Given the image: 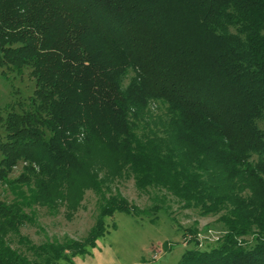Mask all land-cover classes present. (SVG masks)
I'll return each mask as SVG.
<instances>
[{"label":"trees","instance_id":"obj_1","mask_svg":"<svg viewBox=\"0 0 264 264\" xmlns=\"http://www.w3.org/2000/svg\"><path fill=\"white\" fill-rule=\"evenodd\" d=\"M0 69L34 80L27 108H0V179L19 160L38 168L21 202H0V264H71L106 217L161 210L106 196L123 176L219 216L213 244L179 227L192 246L179 264H264V0H0ZM151 100L167 106L161 132L145 126ZM85 188L102 203L84 240L19 235L25 201L54 205Z\"/></svg>","mask_w":264,"mask_h":264},{"label":"rangeland","instance_id":"obj_2","mask_svg":"<svg viewBox=\"0 0 264 264\" xmlns=\"http://www.w3.org/2000/svg\"><path fill=\"white\" fill-rule=\"evenodd\" d=\"M5 73L7 78L2 76L0 69V108L11 107L20 112L22 107L27 108L33 94L34 80L29 76L28 70L22 75L8 71ZM134 76L132 70H127L118 80L119 88L126 90ZM146 103V109H149L152 117L145 120L148 122L145 126H153L154 130L161 132L160 121L166 120L167 106L159 100ZM145 114L146 111L143 115ZM128 115L131 123H137L135 131L140 134L144 129L143 123L135 120L133 115ZM256 123L264 132V119H259ZM0 139H4L2 128ZM37 171L35 164L24 160L16 162L7 171L5 179H0V202H21L22 195H28L29 188H32L34 173ZM103 172L101 170L99 176ZM106 184L110 189V192L105 191L106 196L118 191L140 210L151 209L155 204L161 210H147L138 215L118 211L106 217L104 224L107 232L96 238L87 254L72 257L71 264H179L183 253L192 247L182 238L181 229L196 228L202 246L213 244L222 236L223 224L217 220L218 215L200 216L198 210L182 208L175 198L160 190L141 191L132 177L123 176L109 180ZM76 197L70 195V199L54 205H29L25 201L21 209L27 218L20 226L19 235L35 245L45 241L62 242L64 239L84 240L96 223L102 201L91 188L83 189ZM245 239L248 246L254 244L253 237ZM8 240L12 248L25 251V245L18 242L16 235L9 234Z\"/></svg>","mask_w":264,"mask_h":264}]
</instances>
